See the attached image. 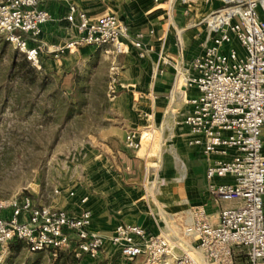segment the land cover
Returning a JSON list of instances; mask_svg holds the SVG:
<instances>
[{
    "label": "built area",
    "instance_id": "obj_1",
    "mask_svg": "<svg viewBox=\"0 0 264 264\" xmlns=\"http://www.w3.org/2000/svg\"><path fill=\"white\" fill-rule=\"evenodd\" d=\"M167 11L180 3L187 11L195 0H154ZM223 5L203 19L208 31L202 53L192 58L190 73L176 79L196 94L184 118L192 139L202 147L208 163L206 178L231 176L233 182L210 183L216 201H235L220 210L212 222L202 206L190 210L185 224L184 247L167 234L152 235L137 224H117L110 235L89 230L91 211L71 214L37 204L31 196L0 198V246L23 241L31 251L72 252L75 257L97 260L108 243L122 261L142 257V264H264V0H222ZM45 0H1L0 33L23 54L36 72L44 70L41 56L74 52L84 46H108L113 55L129 51L144 56L151 49L144 33L131 35L128 25L114 14L91 20L75 4L65 19L76 21L78 36L51 48L41 41L42 25L51 16ZM153 33V31H151ZM159 50L156 72L167 64ZM117 68L111 66L109 89L116 90ZM148 132L129 131L125 147L138 150ZM72 194V192L70 193ZM86 198L81 200L84 202Z\"/></svg>",
    "mask_w": 264,
    "mask_h": 264
},
{
    "label": "crops",
    "instance_id": "obj_2",
    "mask_svg": "<svg viewBox=\"0 0 264 264\" xmlns=\"http://www.w3.org/2000/svg\"><path fill=\"white\" fill-rule=\"evenodd\" d=\"M72 4L84 10L91 20L106 13L114 14L128 25L131 35L144 33L143 43L151 50L140 56V51L129 45L128 52L112 54L111 65L118 70L113 106L124 129L123 143L114 149L116 169L111 173L106 170V179L99 182L94 196H78L74 205L56 209L71 214L89 209L92 216L89 230L93 233L110 235L117 224H137L152 235L164 233L173 240L178 237L177 241L184 247L183 228L191 220L192 208L202 206L211 221L216 222L221 209L235 205V201H216L210 193V183L224 184L233 179L231 176L214 177L211 181L206 178L208 163L202 147L188 144L193 135L183 122L192 109L189 100L196 90L186 87L181 77L175 78L176 67L181 76L190 73V61L202 53L208 37L203 19L220 8L223 1L195 0L187 11L176 3L167 11L165 3L157 4L154 0H45L42 5L51 19L42 25L40 39L46 47L78 36L76 21L65 19ZM161 48L168 62L161 64L163 71L157 73ZM77 51L78 48L72 53L48 52L41 56V65L45 72L64 67L65 61ZM129 131L148 132L138 150L125 147ZM155 138H158L157 150L152 146ZM262 140L264 144V127ZM120 157L126 158L123 163ZM150 173L152 181H149ZM113 248L107 243L97 260L107 258L106 254ZM120 261L142 264L143 258L137 257L130 263Z\"/></svg>",
    "mask_w": 264,
    "mask_h": 264
},
{
    "label": "rangeland",
    "instance_id": "obj_3",
    "mask_svg": "<svg viewBox=\"0 0 264 264\" xmlns=\"http://www.w3.org/2000/svg\"><path fill=\"white\" fill-rule=\"evenodd\" d=\"M108 49L78 48L64 67L37 72L47 76L42 86L40 80L31 83L25 69L11 67L17 50L0 33L1 199L29 195L43 206L70 207L78 196H94L106 170L116 169L114 149L122 145L124 129L113 106L116 90L109 89ZM157 142L152 144L156 150ZM106 255L79 264H123L117 249ZM54 258L49 250H29L25 242L0 246V264H52Z\"/></svg>",
    "mask_w": 264,
    "mask_h": 264
},
{
    "label": "trees",
    "instance_id": "obj_4",
    "mask_svg": "<svg viewBox=\"0 0 264 264\" xmlns=\"http://www.w3.org/2000/svg\"><path fill=\"white\" fill-rule=\"evenodd\" d=\"M7 46V42L2 46V48H5ZM21 54V53H20ZM22 56H19V53L17 51H14L12 54V62H11V67L13 68H19L20 70L22 69L24 71L25 69V74L28 76L29 80L31 83H34L37 80L41 81V85L43 86L42 83H44L45 79H47V76L42 75L41 77L39 76V74L35 71L34 67H32L29 63V61L26 59V57L21 54ZM15 57H19V63L14 59ZM125 157H120V162L123 163V161L125 160ZM13 242H17V241H12ZM19 242H23L20 241ZM10 243V245L12 244ZM33 252H38V251H33ZM51 253V252H50ZM34 254H39V253H34ZM82 260H88V258L86 257H82V258H77L75 257V255L70 252V251H65V250H57L56 251V256L52 261V264H79L80 261ZM135 261V259L133 260ZM130 261V262H133ZM128 262V263H130ZM136 264H140V263H136Z\"/></svg>",
    "mask_w": 264,
    "mask_h": 264
}]
</instances>
